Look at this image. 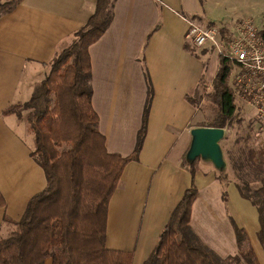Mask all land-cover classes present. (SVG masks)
<instances>
[{
    "label": "crops",
    "instance_id": "1",
    "mask_svg": "<svg viewBox=\"0 0 264 264\" xmlns=\"http://www.w3.org/2000/svg\"><path fill=\"white\" fill-rule=\"evenodd\" d=\"M97 2L20 0L0 16V190L7 202L0 210V236L12 230L5 229V217L19 221L30 199L47 186L45 171L31 154L34 135L16 114L3 112L32 96L49 62L71 43L73 34L95 12ZM203 4V0H116L110 26L89 47L92 104L108 152L124 156L133 152L149 82L154 92L139 160L127 164L108 210L107 246L133 251V264H144L154 251L193 182L184 158L193 139L192 129L207 126L202 101L220 67L214 50L198 51L186 38L188 18L198 21L191 17L194 14L203 19ZM195 182L198 195L192 208V229L215 252L235 253V231L227 215L233 204L229 190L225 201L224 185L215 169L197 172ZM234 204L243 218L240 204ZM209 205L210 214L204 213ZM259 230L260 217L252 235L255 244L262 246L256 236ZM45 264L55 263L49 257Z\"/></svg>",
    "mask_w": 264,
    "mask_h": 264
},
{
    "label": "trees",
    "instance_id": "2",
    "mask_svg": "<svg viewBox=\"0 0 264 264\" xmlns=\"http://www.w3.org/2000/svg\"><path fill=\"white\" fill-rule=\"evenodd\" d=\"M18 1L0 0V16ZM115 1L98 0L95 12L73 34L71 43L59 49L49 62V72L30 100L22 105L13 103L3 112L21 118L23 111H28L25 119L28 130L34 135L31 154L44 169L47 186L30 199L19 221L5 217L4 221L11 223L13 228L0 237V264H45L49 257L55 264H133V251L107 246L108 210L127 164L139 160L154 92L149 82L143 122L133 152L126 156L108 152L105 137L98 127L99 116L92 104L89 47L110 26ZM191 17L201 19L198 15ZM215 25L214 20L207 24ZM231 28L229 23L219 27L220 37H227ZM260 35L264 38V30ZM230 75L231 64L220 57L219 70L207 94L217 112L207 126L226 127L236 115ZM250 161L254 167L263 170L264 149H252ZM184 162L192 173V185L177 204L157 246L144 264L223 263L192 229V208L198 195L196 160L185 156ZM217 171L218 178L227 188V173ZM239 190L243 197L249 198L241 187ZM224 199L228 201L226 189ZM261 201L259 206L252 200L258 206L259 239L264 247V197ZM6 204L0 190V210ZM231 219L238 245L246 247V229ZM241 257L234 256L230 263L233 264L235 259V262L260 264L253 248L247 252L243 249Z\"/></svg>",
    "mask_w": 264,
    "mask_h": 264
},
{
    "label": "rangeland",
    "instance_id": "3",
    "mask_svg": "<svg viewBox=\"0 0 264 264\" xmlns=\"http://www.w3.org/2000/svg\"><path fill=\"white\" fill-rule=\"evenodd\" d=\"M203 2L204 17L202 20L198 19V21L202 25L208 24L210 20L208 17L209 15H212L213 18H215V27L223 26L226 23L234 25L241 19L252 18L257 28L260 31L264 30V0H203ZM199 50L201 49L199 48L198 51ZM211 57L213 56H208L209 59ZM48 72L49 66L47 74ZM47 74H44L43 78L36 83L33 94L41 87L42 82L47 76ZM210 89L205 90L204 100L202 101L201 114H205L206 123L212 120L217 112L216 106L207 98V94ZM234 95L235 103L237 105V112L236 115L230 120L228 125L225 127L226 136L222 140V146L227 162V167L226 169H224V171L228 175L229 185L233 183L236 186L235 188H226V185H224V189H226L227 191L229 190V197L233 202L231 211L227 210L228 218L230 220H232L231 218H233L236 223L239 222L240 224H242L241 227L245 228L247 234L249 233V235L246 247H244L245 245L240 247L237 243V237L234 234L235 243H233V248H235V253H230L226 256H223L219 252H215L214 250L213 251L219 257L218 259L223 260V263L221 264H231L230 262L234 256L236 257L237 255H239V257L242 259L241 253L243 252V249L247 252L248 250H250V248H253L255 253L257 254L259 263L264 264V247L263 245L259 246L258 244H255V242L253 241L255 235H252L254 225H257V222L259 224V213L256 208L258 206H255L252 200H255L257 204L261 206V200L264 197V190L262 189L264 187V169H257L256 167H254L255 165L250 161V153L252 149H264V130L260 128V125L257 122L258 120L256 119L251 107L243 103L235 89ZM30 98L28 100H30ZM26 101H18L16 103H20V105H22ZM27 113L28 111L24 110L22 113L23 116L21 118L18 116V118L22 122H24L26 126H28V123L25 119ZM195 168L197 172L200 173L206 171L211 172L215 169L216 175L218 176V171L216 167L210 161H205L201 158H198L195 163ZM239 187H241L243 191L246 192L247 195H249V198H245L240 194ZM235 194H237L238 197H236ZM219 203L220 202L217 201L214 203V205L216 206V204ZM234 203L240 204V208L244 212L243 218L237 212L235 208L237 205H235ZM224 204H226L225 201ZM211 207L212 205H209V208L205 210L204 213H206L207 211V213L210 214ZM7 225L8 226L7 228L5 227V229L9 230V228H13L11 223ZM256 236L258 238V242L260 243L257 234ZM242 247L244 248L242 249ZM223 254L225 255L226 252H224ZM233 264H245V262L243 260H236L235 262L234 259Z\"/></svg>",
    "mask_w": 264,
    "mask_h": 264
},
{
    "label": "built area",
    "instance_id": "4",
    "mask_svg": "<svg viewBox=\"0 0 264 264\" xmlns=\"http://www.w3.org/2000/svg\"><path fill=\"white\" fill-rule=\"evenodd\" d=\"M186 38L197 48H211L231 64L230 82L253 110L264 130V38L252 18L239 20L227 35L219 27L188 18ZM228 38V39H227Z\"/></svg>",
    "mask_w": 264,
    "mask_h": 264
},
{
    "label": "water",
    "instance_id": "5",
    "mask_svg": "<svg viewBox=\"0 0 264 264\" xmlns=\"http://www.w3.org/2000/svg\"><path fill=\"white\" fill-rule=\"evenodd\" d=\"M192 142L186 154L190 160L201 158L214 164L217 170L227 167L222 140L226 136L225 127L200 126L192 129Z\"/></svg>",
    "mask_w": 264,
    "mask_h": 264
}]
</instances>
